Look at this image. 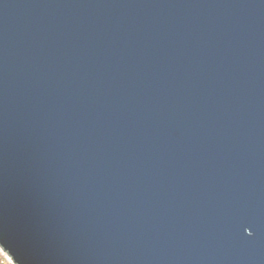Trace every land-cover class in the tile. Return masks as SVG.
<instances>
[{"label":"water","instance_id":"1","mask_svg":"<svg viewBox=\"0 0 264 264\" xmlns=\"http://www.w3.org/2000/svg\"><path fill=\"white\" fill-rule=\"evenodd\" d=\"M0 246L264 264V0H0Z\"/></svg>","mask_w":264,"mask_h":264},{"label":"rangeland","instance_id":"2","mask_svg":"<svg viewBox=\"0 0 264 264\" xmlns=\"http://www.w3.org/2000/svg\"><path fill=\"white\" fill-rule=\"evenodd\" d=\"M0 258L3 262H6L7 264H16L12 257L6 252L1 246H0Z\"/></svg>","mask_w":264,"mask_h":264},{"label":"trees","instance_id":"3","mask_svg":"<svg viewBox=\"0 0 264 264\" xmlns=\"http://www.w3.org/2000/svg\"><path fill=\"white\" fill-rule=\"evenodd\" d=\"M0 264H7L6 262H3L0 258Z\"/></svg>","mask_w":264,"mask_h":264}]
</instances>
